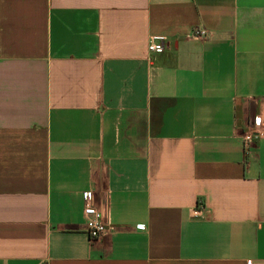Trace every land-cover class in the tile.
Listing matches in <instances>:
<instances>
[{"label": "crops", "instance_id": "0c3cea01", "mask_svg": "<svg viewBox=\"0 0 264 264\" xmlns=\"http://www.w3.org/2000/svg\"><path fill=\"white\" fill-rule=\"evenodd\" d=\"M0 264H264V0H0Z\"/></svg>", "mask_w": 264, "mask_h": 264}, {"label": "built area", "instance_id": "2783aa9c", "mask_svg": "<svg viewBox=\"0 0 264 264\" xmlns=\"http://www.w3.org/2000/svg\"><path fill=\"white\" fill-rule=\"evenodd\" d=\"M192 37L200 40H207L209 31L205 28L197 27L192 31ZM166 50V41L163 37L151 36L148 43V52L150 54H159ZM243 153L247 157L255 144V134L250 131L243 137ZM84 216L86 220V233L91 240L101 238L107 231V225L104 221L103 213L94 205L91 192H85Z\"/></svg>", "mask_w": 264, "mask_h": 264}]
</instances>
